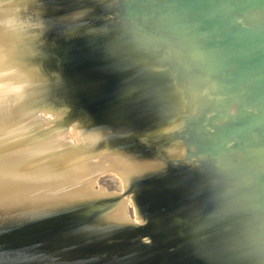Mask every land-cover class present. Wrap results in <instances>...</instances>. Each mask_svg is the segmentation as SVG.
Returning a JSON list of instances; mask_svg holds the SVG:
<instances>
[{"label": "water", "instance_id": "95a60500", "mask_svg": "<svg viewBox=\"0 0 264 264\" xmlns=\"http://www.w3.org/2000/svg\"><path fill=\"white\" fill-rule=\"evenodd\" d=\"M170 1L187 10L209 6L207 0H163L167 6ZM39 3L40 25L18 41L20 55L37 67L34 99L88 124L107 126L115 140H137L138 130L160 114L173 81V69L156 54L159 42L125 29L90 0ZM260 3L264 0H247L232 14L206 16L199 35L212 29L221 33L220 39L212 37L213 47L251 45V38H264L257 23ZM256 42L227 61L237 63L235 68L218 72V84L233 90L224 99L257 97L261 85L252 83L251 75L264 45ZM150 52L159 59L156 64ZM87 99L101 103L90 110L82 105ZM164 161L132 176L121 193L94 188L98 171L91 188L103 194L1 213L0 264H264V232L242 219L231 185L213 178L211 166L196 159L176 158L166 167L160 164ZM129 191L135 218L124 202L121 218L102 209Z\"/></svg>", "mask_w": 264, "mask_h": 264}, {"label": "bare ground", "instance_id": "6f19581e", "mask_svg": "<svg viewBox=\"0 0 264 264\" xmlns=\"http://www.w3.org/2000/svg\"><path fill=\"white\" fill-rule=\"evenodd\" d=\"M90 1L96 2L125 29L142 31L145 36H153L148 37L154 43L159 42L156 54L160 62L173 69V81L164 96L163 108L152 124L138 130L137 140L119 141L108 135L105 125L88 124L83 118L67 116L59 108L38 103L32 96L39 81L37 67L20 55L18 41L40 25L37 14L41 4L39 0H0V51L25 69L30 84L23 96L0 99V214L57 199L98 194L101 191H93L91 183L96 173L105 169L116 171L126 184L132 176L157 167L161 161L167 160L160 163L164 167L168 163L175 165L176 158L192 153L186 140L179 137L183 130L196 131L198 126L193 129L192 123L197 124L199 114L225 101L228 91L218 84L221 77L218 72L227 71L228 60L239 57L253 43L256 46V39L264 45V38H251V45L247 46L231 43L213 47L212 37L220 39L221 33L218 35L212 29L205 37L199 35L198 27L206 16L232 14L234 7L247 0H225L220 5L207 0L209 6L188 10L176 7L172 1L169 6L162 2L163 7L155 6V0ZM260 6L257 23L264 28V3ZM151 54H148L154 59L151 62L156 64L159 59ZM258 59L256 65L253 62L254 75L248 73L252 83L261 85L256 89L259 91L256 101L264 97V47ZM236 64L231 67L235 68ZM46 111L54 117L43 116ZM261 118L264 119V113ZM243 130L241 127L244 133ZM234 131L235 126L227 129L229 134ZM192 142L198 152L197 157L191 154L193 159L211 166L213 178L231 185L228 191L235 195L232 201L241 208L242 219L255 222L259 231L264 232L261 214L264 213V146L244 151L249 144L238 145L239 148L222 144L216 151L213 147L217 144L219 147L222 142ZM123 202L117 199L105 203L102 209L121 218Z\"/></svg>", "mask_w": 264, "mask_h": 264}, {"label": "rangeland", "instance_id": "374dc122", "mask_svg": "<svg viewBox=\"0 0 264 264\" xmlns=\"http://www.w3.org/2000/svg\"><path fill=\"white\" fill-rule=\"evenodd\" d=\"M138 1H141V0H134L135 3H137ZM224 1L225 0H221L220 3ZM162 2L163 0H155L154 4L155 6H162L163 4ZM216 5H220V4H216ZM230 68H231V65H229L226 68V70ZM221 87H223V85H221ZM231 91L228 92L230 93V96L232 95ZM238 99L239 98H235V97H231L229 99L227 98L225 99L224 102L217 104L214 108L208 109L206 111L203 110L204 112L200 113L199 114L200 116L196 118L197 124L195 125L194 123L191 122L193 125V129L197 128V126H198V129L196 131H193V133H190L191 131L190 132L188 131L190 128L183 130V135L181 134L179 137H182L186 140V144L190 146L191 152H192V153H188L186 158L189 157L190 159H192L193 155L191 154H194V152L197 150L196 144L192 142L193 140L197 141V144L200 143L201 141L206 142L207 140V141H212L214 143L222 142L221 145L223 144L227 146L229 145V146H236V147H238V145H245V144L248 145L249 144L250 146H246L243 148L244 151H249L251 148L259 149L261 148V146H264V122H262L264 121V119L261 118L264 113V110H263L264 108H262L264 107V102H263L264 97L263 99L260 100V103H261L260 105L255 103L257 98L251 99L249 97V98H245V101L243 100V98H242V101ZM99 103H101L99 99H92V100L87 99L85 103H82V105L85 108H88L91 110L97 107ZM43 113L44 114L46 113L47 115L46 114L44 115ZM43 113L42 114L45 117L46 116L54 117V115L51 114L50 112L46 111ZM253 120H256L254 124L256 125L257 123L258 125V127L255 130L254 128L257 125L255 126L254 124L250 123ZM246 123H247V127L245 126ZM233 126L236 127V131L229 134L227 132V129H231V127ZM241 127L242 129L245 128L246 131L243 130L244 133L241 132ZM249 129L254 130V131L252 132ZM258 130H261L262 133H260V131ZM187 141H189L190 144ZM217 146L218 144L214 146L213 148L216 149ZM113 171H114L113 169H105L104 171H101L98 174V177L96 178V182L93 183V187L94 188L103 187L105 188L104 190L106 192L108 191L109 193L110 192L111 193L112 192H116V193L123 192L125 189L124 178L120 176L116 171L115 172ZM130 195L131 194H123L122 197L124 199V204L126 206V209L129 215L132 218H135V208H134L133 202L131 201L132 199Z\"/></svg>", "mask_w": 264, "mask_h": 264}, {"label": "clouds", "instance_id": "9594fccd", "mask_svg": "<svg viewBox=\"0 0 264 264\" xmlns=\"http://www.w3.org/2000/svg\"><path fill=\"white\" fill-rule=\"evenodd\" d=\"M29 87L25 69L0 51V99L23 96Z\"/></svg>", "mask_w": 264, "mask_h": 264}]
</instances>
